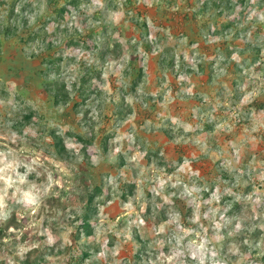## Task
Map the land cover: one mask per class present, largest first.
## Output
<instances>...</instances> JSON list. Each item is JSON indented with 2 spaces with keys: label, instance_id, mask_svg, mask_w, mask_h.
Instances as JSON below:
<instances>
[{
  "label": "rangeland",
  "instance_id": "rangeland-1",
  "mask_svg": "<svg viewBox=\"0 0 264 264\" xmlns=\"http://www.w3.org/2000/svg\"><path fill=\"white\" fill-rule=\"evenodd\" d=\"M83 257L264 264V0H0V264Z\"/></svg>",
  "mask_w": 264,
  "mask_h": 264
},
{
  "label": "trees",
  "instance_id": "trees-1",
  "mask_svg": "<svg viewBox=\"0 0 264 264\" xmlns=\"http://www.w3.org/2000/svg\"><path fill=\"white\" fill-rule=\"evenodd\" d=\"M86 219L83 221V226L81 230H78V232L76 233V237L79 238L80 234L83 233L84 235H91V224L89 223V221L87 220V218L89 217L88 215L85 216ZM86 257V256H85ZM84 257L80 259V264H84Z\"/></svg>",
  "mask_w": 264,
  "mask_h": 264
}]
</instances>
